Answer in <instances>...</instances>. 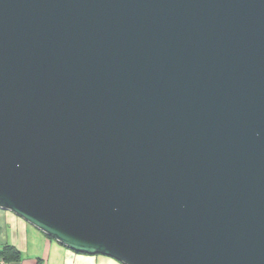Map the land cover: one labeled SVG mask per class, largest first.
I'll use <instances>...</instances> for the list:
<instances>
[{"label":"water","instance_id":"water-1","mask_svg":"<svg viewBox=\"0 0 264 264\" xmlns=\"http://www.w3.org/2000/svg\"><path fill=\"white\" fill-rule=\"evenodd\" d=\"M0 210L121 264H264V0H0Z\"/></svg>","mask_w":264,"mask_h":264},{"label":"crops","instance_id":"crops-1","mask_svg":"<svg viewBox=\"0 0 264 264\" xmlns=\"http://www.w3.org/2000/svg\"><path fill=\"white\" fill-rule=\"evenodd\" d=\"M4 246L16 249L20 257L16 262L0 259V264H121L101 255L75 253L11 212L0 210V250Z\"/></svg>","mask_w":264,"mask_h":264},{"label":"trees","instance_id":"trees-1","mask_svg":"<svg viewBox=\"0 0 264 264\" xmlns=\"http://www.w3.org/2000/svg\"><path fill=\"white\" fill-rule=\"evenodd\" d=\"M19 253L10 246H4L0 250V259L4 262H16L19 260Z\"/></svg>","mask_w":264,"mask_h":264}]
</instances>
